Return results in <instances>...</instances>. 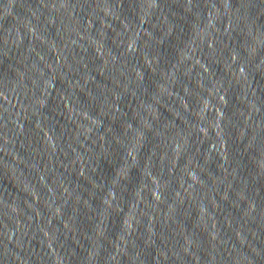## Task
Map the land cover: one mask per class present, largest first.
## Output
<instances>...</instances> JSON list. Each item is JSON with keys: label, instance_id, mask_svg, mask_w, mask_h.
<instances>
[{"label": "water", "instance_id": "1", "mask_svg": "<svg viewBox=\"0 0 264 264\" xmlns=\"http://www.w3.org/2000/svg\"><path fill=\"white\" fill-rule=\"evenodd\" d=\"M0 264H264V0H0Z\"/></svg>", "mask_w": 264, "mask_h": 264}]
</instances>
